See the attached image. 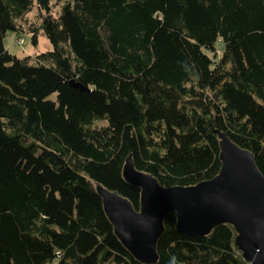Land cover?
I'll use <instances>...</instances> for the list:
<instances>
[{
	"label": "trees",
	"instance_id": "obj_1",
	"mask_svg": "<svg viewBox=\"0 0 264 264\" xmlns=\"http://www.w3.org/2000/svg\"><path fill=\"white\" fill-rule=\"evenodd\" d=\"M10 29L53 46L14 54ZM218 129L264 171V0H0V264H148L97 185L139 208L129 155L166 186L211 178ZM176 223L150 264H251L233 224Z\"/></svg>",
	"mask_w": 264,
	"mask_h": 264
},
{
	"label": "water",
	"instance_id": "obj_2",
	"mask_svg": "<svg viewBox=\"0 0 264 264\" xmlns=\"http://www.w3.org/2000/svg\"><path fill=\"white\" fill-rule=\"evenodd\" d=\"M218 131L222 166L211 178L166 186L153 173L137 168L129 155L124 176L141 188L139 208L118 190L97 185L116 234L140 261H159L165 218L175 211L177 229L192 235L233 224L244 257L251 264H264V171L253 151Z\"/></svg>",
	"mask_w": 264,
	"mask_h": 264
},
{
	"label": "rangeland",
	"instance_id": "obj_3",
	"mask_svg": "<svg viewBox=\"0 0 264 264\" xmlns=\"http://www.w3.org/2000/svg\"><path fill=\"white\" fill-rule=\"evenodd\" d=\"M36 10L30 13V17L35 16ZM7 49L17 55L23 56L31 54L37 50H47L52 48V42L46 35L45 31L39 33V42L35 43L33 34L30 31H21L10 29L5 37ZM59 259L49 262L48 264H56Z\"/></svg>",
	"mask_w": 264,
	"mask_h": 264
}]
</instances>
